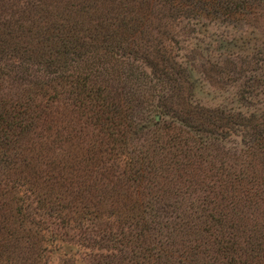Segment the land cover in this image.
Returning <instances> with one entry per match:
<instances>
[{
  "label": "trees",
  "instance_id": "16d2710c",
  "mask_svg": "<svg viewBox=\"0 0 264 264\" xmlns=\"http://www.w3.org/2000/svg\"><path fill=\"white\" fill-rule=\"evenodd\" d=\"M252 20L264 22V0H0V264H39L38 212L110 252L97 264H264V34ZM163 21L201 56L170 50ZM120 58L167 91L146 100L114 83ZM203 62L233 66L221 76L251 111L198 101ZM218 155L229 179L204 186L217 195L181 182L191 160L195 179ZM174 233L194 244L170 254ZM19 244L33 255L21 260Z\"/></svg>",
  "mask_w": 264,
  "mask_h": 264
},
{
  "label": "rangeland",
  "instance_id": "374dc122",
  "mask_svg": "<svg viewBox=\"0 0 264 264\" xmlns=\"http://www.w3.org/2000/svg\"><path fill=\"white\" fill-rule=\"evenodd\" d=\"M163 23L167 24L164 32L171 33V36L174 35L176 40L179 42V44L175 47L171 45L170 50L174 51L178 47L182 48L183 50L181 51L184 54V56L187 57V60L188 58L189 60H192L194 58V55L195 58L201 56L199 52H196L194 54L195 50H194L193 39L186 42L187 39H185V37L183 36L185 34L184 28L178 27L177 24H173V22L163 21ZM249 24L252 27L255 26L257 30H259L260 32H262V34H264V22H259L256 24L252 20L251 22L249 21L248 25ZM237 25L239 27H247L244 26L243 23ZM216 29H220V27L217 28L216 26H211V31H214ZM221 29L218 30V33L220 34L223 32ZM235 29L238 30L239 28H235ZM188 38H190V36ZM184 39L185 42L180 43L181 40ZM244 62H245L244 59H240V61H238V64L241 68L245 69ZM195 67L197 70L202 69V71L205 73V75H203L204 78H202L204 80V84L201 89L197 90V94H196L198 101L203 103V105L210 107L224 106L225 108H233V109L241 110L242 112H246L247 110L251 111V108L243 106V104L239 102L238 99L239 84H234V85L230 84L232 86H227L228 84H226L225 81L226 76H221V75H226V72L230 73L233 70V66L227 67L225 65V67L217 69V68H212V66H209L208 64H205L203 62V65L200 66L195 64ZM82 68H84V66ZM30 69H31L30 75L40 74L39 69L36 68H30ZM113 69L114 71L110 75L111 80L114 81V83H118L119 79H121L122 81L125 80L124 81V84H126L125 90L130 92H135L139 98L143 97V99L146 100H151V99L157 100L160 97V95L165 92V90L167 91V88L165 86L158 85L153 81L149 69L144 65V63L140 61L137 62L134 60L132 61L129 59L120 58L118 60V67H113ZM209 69H211L210 71L212 73L209 71ZM212 69L214 72L212 71ZM11 91L12 89L10 90V92ZM10 92L3 90V93L11 94L12 92L11 93ZM202 155L203 157H205V154ZM225 160H226L225 158H221V156H219L218 161H216L214 165L212 166L203 165L202 166L203 178L202 177L197 178L199 174L197 173L195 179H194V160H191L193 166L189 168L184 167L183 172L181 170L178 171V173H180L181 175L183 174L182 175L183 179L181 180V182L185 180L186 184L189 185L190 183L189 181L194 182L195 180L201 185V189L197 191L196 194H198L199 196L214 197L212 195L213 194L217 195L219 191L217 189H211L210 187L206 188L204 186L208 184L218 187L222 181L229 179L228 176H225L221 173L223 172L222 170L217 172L220 163ZM173 168L175 169L176 167L173 166ZM260 170L261 173H264V167H260ZM173 173L175 174V171ZM209 193H211V195ZM171 200H174V198L172 197L170 201ZM187 205L188 204L186 202L182 201L179 204L180 207L177 209L178 214H180L182 211H186L187 213H190V210L187 209ZM2 212L3 210H0V214ZM42 215H43L42 213L38 212L37 215H35L34 217V221L36 224L40 222L39 224L46 228L44 233L43 231H41L37 235L40 238V240L37 242L38 251L40 246V249H42L41 252L43 253L41 255V258L39 259L40 261L39 264H97L100 260H102L100 257L101 254L106 255V253L107 254L110 253L99 250L98 246L95 247L91 246L88 243V240H86V238H88L86 237V233L83 235V231H80L79 229H71V230L64 229L57 223V221L51 220L48 217ZM263 217L264 215H261L260 217L259 222L261 224H264ZM173 224L174 223L172 222V225ZM71 225L74 226L73 224ZM103 225H104L103 222H101L100 228L102 227L104 228ZM41 233H43V237H40L42 235ZM48 237L55 240L56 242L48 241L47 239ZM167 238H165L164 240L167 243L169 242L170 244H172L171 247L167 248V251L170 254L171 252L174 253V251L182 249V245L191 246L194 244L193 235H188V236L184 235L183 237H179L176 236L174 233L173 238L171 237V239L169 238V240H167ZM16 246L17 247L19 246V248H23V249H27L29 247V245L27 246L25 244H19ZM19 248L16 251L15 249H11V250H14L17 253V256L20 255V257H22L21 260H25V258L31 257L33 255V253L31 252V248L30 250L27 249L24 252L19 251ZM15 252L13 254L14 257H16ZM174 255L176 257L177 254Z\"/></svg>",
  "mask_w": 264,
  "mask_h": 264
},
{
  "label": "water",
  "instance_id": "95a60500",
  "mask_svg": "<svg viewBox=\"0 0 264 264\" xmlns=\"http://www.w3.org/2000/svg\"><path fill=\"white\" fill-rule=\"evenodd\" d=\"M157 119L159 120V117H157Z\"/></svg>",
  "mask_w": 264,
  "mask_h": 264
}]
</instances>
